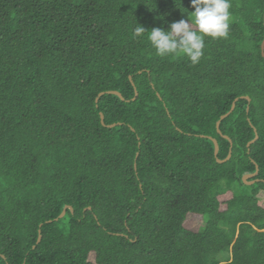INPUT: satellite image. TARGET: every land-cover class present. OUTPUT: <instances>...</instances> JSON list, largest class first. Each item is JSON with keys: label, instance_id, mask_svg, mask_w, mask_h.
Returning a JSON list of instances; mask_svg holds the SVG:
<instances>
[{"label": "trees", "instance_id": "16d2710c", "mask_svg": "<svg viewBox=\"0 0 264 264\" xmlns=\"http://www.w3.org/2000/svg\"><path fill=\"white\" fill-rule=\"evenodd\" d=\"M230 2L192 65L147 39L190 0H0V264H264V0Z\"/></svg>", "mask_w": 264, "mask_h": 264}, {"label": "clouds", "instance_id": "9594fccd", "mask_svg": "<svg viewBox=\"0 0 264 264\" xmlns=\"http://www.w3.org/2000/svg\"><path fill=\"white\" fill-rule=\"evenodd\" d=\"M194 9L191 19L181 18L172 21L168 28L154 27L147 39L158 56L186 55L192 65L199 63L204 55L205 38H224L229 36L231 7L230 0H190ZM188 16V14H187ZM148 30L139 23L133 29V38L143 36Z\"/></svg>", "mask_w": 264, "mask_h": 264}, {"label": "water", "instance_id": "95a60500", "mask_svg": "<svg viewBox=\"0 0 264 264\" xmlns=\"http://www.w3.org/2000/svg\"><path fill=\"white\" fill-rule=\"evenodd\" d=\"M261 50H262V54H263V56H264V39H263L262 44H261ZM135 90H136V88H135ZM111 92H113V93H115V94L121 96V98H122V94H121L119 91H111ZM137 94H138V93H137V90H136V92H135V96H136ZM244 97H246L247 99H249L248 96H244ZM238 99H239V98H236V99L233 101V104H232V106H231V109H230L228 112H226L225 114L221 115L220 119L217 121L216 127H217L218 132H220V124H221V121H222L225 117H227V116H228V115L234 110V108H235V106H236V101H237ZM101 119H102V123H104V115H103L102 113H101ZM113 125H115V123L111 124L110 126H113ZM255 131H256V129H255ZM210 137H211V136H210ZM258 137H259V135H258V133H257V131H256V136H255V138H254L253 140H251V141L248 143V146H250L253 142H255V141L258 139ZM211 139L214 141V145H215L214 153H215V156L217 157V156H218V152H219V143H218V141H217L216 138L211 137ZM137 156H138V153H137ZM137 156H136V157H137ZM230 157H231V150H230V152H229V154H228V156H227L226 158H224V159H219V158H218V161H219V162H225V161L228 160ZM136 167H137V164L135 163V168H136ZM257 173H258V166L256 167V170H255L254 172L246 173V174H244V175L242 176L243 182L246 183V184H253V183H255L257 180H259L258 178H255V176L257 175ZM67 208H68V206H65V207H64V209H63V211L61 212V214H60L59 217L63 216V215L66 213ZM71 209H72V208H71ZM40 240H41V234H40V231H39V237H38L37 242H39Z\"/></svg>", "mask_w": 264, "mask_h": 264}, {"label": "rangeland", "instance_id": "374dc122", "mask_svg": "<svg viewBox=\"0 0 264 264\" xmlns=\"http://www.w3.org/2000/svg\"><path fill=\"white\" fill-rule=\"evenodd\" d=\"M262 200L264 201V193H263V195H262ZM193 223H194L196 226H199V225H201L203 222H202L201 218H195V219L193 220Z\"/></svg>", "mask_w": 264, "mask_h": 264}]
</instances>
